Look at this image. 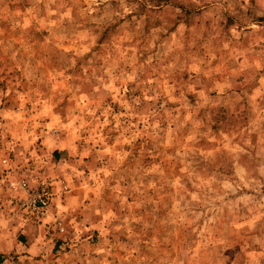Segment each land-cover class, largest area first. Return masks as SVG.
I'll use <instances>...</instances> for the list:
<instances>
[{
    "label": "rangeland",
    "instance_id": "obj_1",
    "mask_svg": "<svg viewBox=\"0 0 264 264\" xmlns=\"http://www.w3.org/2000/svg\"><path fill=\"white\" fill-rule=\"evenodd\" d=\"M0 257L264 264V0H0Z\"/></svg>",
    "mask_w": 264,
    "mask_h": 264
},
{
    "label": "built area",
    "instance_id": "obj_2",
    "mask_svg": "<svg viewBox=\"0 0 264 264\" xmlns=\"http://www.w3.org/2000/svg\"><path fill=\"white\" fill-rule=\"evenodd\" d=\"M15 188L18 196L12 202L18 214L41 225L49 223L55 232H63V219L60 216H51L54 192L49 181L38 179L32 183L28 179H19L15 182Z\"/></svg>",
    "mask_w": 264,
    "mask_h": 264
},
{
    "label": "crops",
    "instance_id": "obj_3",
    "mask_svg": "<svg viewBox=\"0 0 264 264\" xmlns=\"http://www.w3.org/2000/svg\"><path fill=\"white\" fill-rule=\"evenodd\" d=\"M58 184V183H57ZM59 191H60V189H59ZM64 191H65V189H64ZM66 192H64L63 194H65Z\"/></svg>",
    "mask_w": 264,
    "mask_h": 264
},
{
    "label": "trees",
    "instance_id": "obj_4",
    "mask_svg": "<svg viewBox=\"0 0 264 264\" xmlns=\"http://www.w3.org/2000/svg\"><path fill=\"white\" fill-rule=\"evenodd\" d=\"M0 260H1V257H0Z\"/></svg>",
    "mask_w": 264,
    "mask_h": 264
}]
</instances>
